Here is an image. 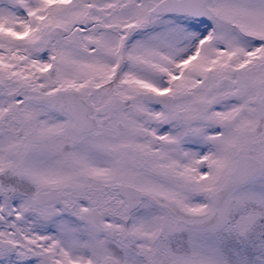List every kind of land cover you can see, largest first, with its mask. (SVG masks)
<instances>
[{
	"label": "snow or ice",
	"instance_id": "1",
	"mask_svg": "<svg viewBox=\"0 0 264 264\" xmlns=\"http://www.w3.org/2000/svg\"><path fill=\"white\" fill-rule=\"evenodd\" d=\"M0 264H264V0H0Z\"/></svg>",
	"mask_w": 264,
	"mask_h": 264
}]
</instances>
